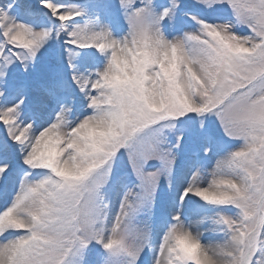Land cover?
Listing matches in <instances>:
<instances>
[{"label": "snow or ice", "instance_id": "snow-or-ice-1", "mask_svg": "<svg viewBox=\"0 0 264 264\" xmlns=\"http://www.w3.org/2000/svg\"><path fill=\"white\" fill-rule=\"evenodd\" d=\"M0 264H264V0H0Z\"/></svg>", "mask_w": 264, "mask_h": 264}]
</instances>
